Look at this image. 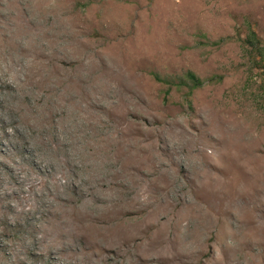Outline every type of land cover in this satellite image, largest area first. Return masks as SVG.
<instances>
[{
	"label": "rangeland",
	"instance_id": "1",
	"mask_svg": "<svg viewBox=\"0 0 264 264\" xmlns=\"http://www.w3.org/2000/svg\"><path fill=\"white\" fill-rule=\"evenodd\" d=\"M0 85V162L23 161L24 132L58 176L67 153L101 163L118 120L128 161L151 146L149 180L123 181L139 264H264V0H0ZM29 224L0 219V264L50 263L20 249Z\"/></svg>",
	"mask_w": 264,
	"mask_h": 264
},
{
	"label": "bare ground",
	"instance_id": "2",
	"mask_svg": "<svg viewBox=\"0 0 264 264\" xmlns=\"http://www.w3.org/2000/svg\"><path fill=\"white\" fill-rule=\"evenodd\" d=\"M34 85L40 88V90L44 86L43 83L38 81ZM77 87V85L72 84L69 86V89L73 90ZM53 99L56 98L53 97ZM62 100L64 101V99ZM55 107L57 111H53L55 112L53 114L54 116H57L59 111V114L67 111L64 109V105L59 102ZM81 110L85 117L89 115L91 117H98L97 111L95 109L91 111L88 106H85ZM129 122L131 123V121ZM117 123L118 125L115 131H113L110 137H107L106 144L102 148L104 150L102 152L104 158L101 163H97L95 160L94 162L91 160V162L89 155L82 153L81 157H84V159L78 165L74 155L71 154L72 152L67 153L66 151L65 159L63 158L65 161L62 164L64 170H61L62 172L60 171L61 176L52 172L54 163L50 164L46 158V156L49 157L50 148L47 146L48 144L41 146L42 138L40 142L35 141V138L33 140L31 139V141L24 132L23 134L20 133L18 139L23 144L22 147L25 155L23 161L18 162L12 160L9 164H5L4 161L0 162L4 170L3 173H0V219L6 218L7 222L22 219L26 221V224H29L32 221L34 223L36 221L34 218L38 217V215H40L38 220L43 218L42 225L29 224L31 227V231L29 230L31 232H29L31 234V236L29 234L31 240L29 238L26 241L25 238H22L19 245L20 249L34 252L33 254L48 259L50 261L49 264H115L116 262H120V264H139V261H147L138 254L135 255L136 257L133 256L134 249L141 241L138 242L140 229L136 233L129 227L123 228L124 218L130 216L138 217L141 208H137L136 205L138 204L136 202L132 204L123 203L125 201H122V194L125 188L123 184L124 180L132 181L138 185L143 181V178L148 179V177H151L150 167L145 169L143 166H145V163L152 164L155 161V156L152 155L153 152L150 146L147 149L145 157L141 158L140 162H136L131 158L128 161L125 158V153L129 152L128 150L131 148L124 147L123 138L125 132L121 129L120 120ZM8 125V121L3 116H0V128L3 130V137L7 139L13 137L12 133L6 131ZM96 126L97 124L94 127ZM62 127L63 125L61 126L63 130ZM53 129L50 131H53ZM62 130L58 129L55 132L58 134ZM40 132L37 134L39 135ZM129 133L131 131L127 129L126 134ZM150 133L147 131L146 135H150ZM87 137L89 138V136ZM36 138L40 139L39 136ZM54 138L57 139V137ZM129 141L135 143L131 139ZM77 142L72 140V142L69 141L63 145L77 148L80 145H77ZM0 145H2V141H0ZM58 151L60 150L58 149ZM160 151L166 150L161 146ZM54 152L56 153V151ZM8 153L9 151L7 150V155ZM24 161L30 162V166H27L29 170L26 166H23ZM55 163L57 164V162ZM56 166L58 167L60 164ZM125 186L129 188L128 185L125 184ZM43 212H46L47 216ZM111 223L115 224H112V226L110 225ZM153 226L151 225L150 228ZM106 228L111 229L110 234H103L102 231ZM78 245L80 246L79 248ZM127 253H132L131 259L123 262L122 260Z\"/></svg>",
	"mask_w": 264,
	"mask_h": 264
},
{
	"label": "trees",
	"instance_id": "3",
	"mask_svg": "<svg viewBox=\"0 0 264 264\" xmlns=\"http://www.w3.org/2000/svg\"><path fill=\"white\" fill-rule=\"evenodd\" d=\"M247 41L249 44H251V46H255L254 44L259 45L260 43L254 33H250V36L248 37ZM187 77L194 83V87L199 86L201 84L200 81L197 80L193 74L188 73Z\"/></svg>",
	"mask_w": 264,
	"mask_h": 264
}]
</instances>
